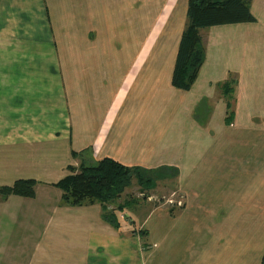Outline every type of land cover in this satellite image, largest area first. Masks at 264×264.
<instances>
[{
	"label": "crops",
	"instance_id": "1",
	"mask_svg": "<svg viewBox=\"0 0 264 264\" xmlns=\"http://www.w3.org/2000/svg\"><path fill=\"white\" fill-rule=\"evenodd\" d=\"M126 7L127 0H0V188L37 183L34 198L0 195V264L242 262L206 251L200 237L209 220L196 212L227 211L222 224L239 225L238 212L264 211V0H252L254 23L200 30L206 58L190 91L173 84L184 23L174 60L112 58L102 37L121 32ZM194 112H209V127L194 122ZM86 149L98 162L152 169L180 162L183 176L190 171L197 203L145 219L157 222L147 236L150 260L142 237L123 222L125 210L111 217L115 228L100 203L63 202L56 184ZM218 171L225 187L210 186ZM263 220L242 224L256 232ZM175 222L185 234L177 245Z\"/></svg>",
	"mask_w": 264,
	"mask_h": 264
},
{
	"label": "rangeland",
	"instance_id": "2",
	"mask_svg": "<svg viewBox=\"0 0 264 264\" xmlns=\"http://www.w3.org/2000/svg\"><path fill=\"white\" fill-rule=\"evenodd\" d=\"M137 1V3L141 6H139L138 10H135L134 3L136 0H127V7L121 19V32L111 33L102 37L104 42L111 43L112 50H110L109 53H111L112 58H117L121 54L127 59H133L137 57L143 59L156 58L168 61L174 60L179 42L180 25L184 23L186 26L184 10L188 0ZM170 10L173 11L171 12V15L174 12L176 14L174 13V16H171ZM179 13L181 15H179ZM111 14L112 13L101 12V15L104 19H108ZM150 31H152V33H150ZM59 37L62 39L64 38L63 41H69L64 35H60ZM73 41H76V39H73ZM98 41L99 40H96L95 43H98ZM115 46L118 50L115 48ZM203 46L205 48L204 43ZM229 114H226V121L229 120ZM193 117L194 122L198 120L202 125L205 124L204 126L207 127H209V120L212 118L209 112L207 114H197L194 112ZM199 122H197V124ZM211 125V129H214V127L217 126L216 123H211ZM164 158L166 157L163 156L160 159ZM76 159L77 163H73L71 174L79 173L82 167H91L98 163V161H95L89 150L87 152L84 151L82 155L79 157L77 156ZM179 163L180 162H176L174 163L175 165L171 164L169 166H157L158 164L155 163L154 166L157 167H154V169H152V167L147 168L139 166L138 169L141 170L139 176H133L131 187L128 188L118 198V200L114 201L113 203H109L106 206L100 202H97L102 205V218H104V220L114 217L117 213H119L117 211L123 212L122 210H125L121 214V218H123L122 220L127 224V226H132L137 234L142 237L144 253L145 251H149V245L147 243L149 241L147 236H149L150 226L156 229L157 225V222L153 221L149 226V221L147 222L145 220L146 217L151 214V211H153L152 213L155 212L156 214L160 215L167 213L173 216L175 209H172L174 206L177 208H182L185 204L190 206V204L197 203L195 200H197L198 197L196 196L198 195H194L190 192L191 185L189 184L190 179H188L190 171L183 170L185 176L184 178L182 175V170L180 171L179 168L181 163ZM179 175L182 176L181 179H178ZM212 175L213 177L209 180L210 186L213 185L216 188H219L221 183H223V186L225 187L226 182L224 178L217 177L219 175V171L212 172ZM209 182L207 183L206 181H202L200 184L204 187L209 185ZM197 186L198 183L196 184V187ZM213 196L214 197L210 195L209 197L212 201L216 202V197L218 196L215 194H213ZM226 212L227 211L222 212L221 210H214L211 212L213 215H210L209 212L204 211L196 212L199 216V219H203V215L206 213L205 221L209 220L206 222V226L204 227L207 229V232H201L200 237L201 242H204L207 247L206 251L216 252L217 250L219 253H222L218 254L222 255V261L230 262V259L235 261L236 258H241V264H246L256 257L252 264H262V258L264 255V240L261 241L260 239L264 238V227L259 225L258 227H255L258 228L256 229V232H253L251 227L245 228L242 223L248 221V219H254L256 223L262 222L260 219H264V211L257 210L253 213H248L247 216L244 211L238 212L240 215L238 219V222H240L239 225H235L236 222H232V214L235 215L236 212H228V217L231 216L232 219L226 221L223 224L228 223L230 225H227L226 227H224V225L221 227V225H223V221L221 222L220 219H224L221 217L225 215L224 213ZM175 213H177V211H175ZM136 218L137 222L135 221ZM115 220L118 221L117 218ZM109 221L115 228L121 227L119 221H116L119 226H116L115 222L112 223V220ZM170 227L173 230L172 234H174L173 237H171V241L177 245L180 242L179 239L184 237L185 234L180 223L175 222ZM143 236H146V238L143 239ZM196 242L198 244V240H196ZM27 243L28 241L26 244ZM184 246L186 245L184 244L183 247ZM258 248H262V251L258 252ZM185 249L192 248L187 243V247H185ZM145 254L146 259L150 260V257H147L149 254ZM155 256L156 253H154L153 258H155ZM5 261L7 262V259H5ZM154 261L155 264L159 263L157 258H155ZM154 261H152V264H154Z\"/></svg>",
	"mask_w": 264,
	"mask_h": 264
},
{
	"label": "trees",
	"instance_id": "3",
	"mask_svg": "<svg viewBox=\"0 0 264 264\" xmlns=\"http://www.w3.org/2000/svg\"><path fill=\"white\" fill-rule=\"evenodd\" d=\"M251 4L252 0H188L187 24L182 33L173 75L176 88L190 91L198 79L206 58L200 30L254 23L256 18L251 12ZM226 86L231 93L230 83ZM140 172L138 168L124 166L106 158L95 166L82 167L79 173L67 176L56 187L63 191L65 204L82 206L100 202L106 206L118 200L131 187L133 176L138 177ZM36 185L34 180H20L11 187L0 188V195L34 198ZM111 222L119 226L116 220Z\"/></svg>",
	"mask_w": 264,
	"mask_h": 264
}]
</instances>
